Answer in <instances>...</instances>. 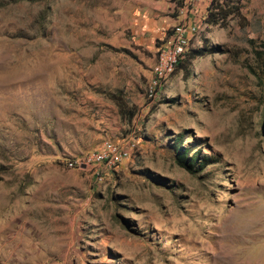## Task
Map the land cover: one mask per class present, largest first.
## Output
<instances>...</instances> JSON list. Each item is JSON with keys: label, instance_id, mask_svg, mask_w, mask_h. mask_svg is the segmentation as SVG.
<instances>
[{"label": "rangeland", "instance_id": "obj_1", "mask_svg": "<svg viewBox=\"0 0 264 264\" xmlns=\"http://www.w3.org/2000/svg\"><path fill=\"white\" fill-rule=\"evenodd\" d=\"M135 1L0 0V264H264V0L155 88Z\"/></svg>", "mask_w": 264, "mask_h": 264}, {"label": "bare ground", "instance_id": "obj_2", "mask_svg": "<svg viewBox=\"0 0 264 264\" xmlns=\"http://www.w3.org/2000/svg\"><path fill=\"white\" fill-rule=\"evenodd\" d=\"M182 2L186 7L188 5H195L200 0H182ZM195 31L196 26L184 22L175 26L170 40L167 44L162 45L156 53V62L150 79V86L152 88L158 87L174 70L176 64L185 58L190 49V37ZM148 96H151V94ZM125 154L122 149L106 144L102 150L87 153L71 162V165L73 167L90 169L94 177H98L102 171H109L115 168L124 158Z\"/></svg>", "mask_w": 264, "mask_h": 264}, {"label": "crops", "instance_id": "obj_3", "mask_svg": "<svg viewBox=\"0 0 264 264\" xmlns=\"http://www.w3.org/2000/svg\"><path fill=\"white\" fill-rule=\"evenodd\" d=\"M177 1L179 0H146L143 4L138 5L136 9L134 8L131 20L143 26L136 28V33L147 32L150 36L158 37L162 36L170 27L180 22L195 26V17L201 16V14L199 15V11H201L200 13L202 11L203 13L205 12L207 3L210 0H200L197 4L186 7L182 2L180 4V1L176 3ZM133 2L137 5L135 0ZM201 2L204 6L202 10L198 11V5Z\"/></svg>", "mask_w": 264, "mask_h": 264}, {"label": "trees", "instance_id": "obj_4", "mask_svg": "<svg viewBox=\"0 0 264 264\" xmlns=\"http://www.w3.org/2000/svg\"><path fill=\"white\" fill-rule=\"evenodd\" d=\"M238 15V7L235 4V0H210L205 8L204 17L202 23L209 26H217L219 28L225 27L227 20L230 17ZM214 51V48H206L201 46L199 49L191 48L185 55V59L178 62L175 68L182 69L183 65L189 64L191 60L196 57L202 56L204 53L210 54ZM174 150L178 149L177 142H173ZM191 159V158H190ZM175 162L178 167L187 171L188 173H194L195 160H187L186 153H182L180 150L175 155Z\"/></svg>", "mask_w": 264, "mask_h": 264}]
</instances>
